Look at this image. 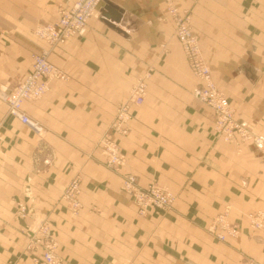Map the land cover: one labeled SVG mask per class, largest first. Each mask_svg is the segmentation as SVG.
<instances>
[{
    "label": "crops",
    "instance_id": "obj_1",
    "mask_svg": "<svg viewBox=\"0 0 264 264\" xmlns=\"http://www.w3.org/2000/svg\"><path fill=\"white\" fill-rule=\"evenodd\" d=\"M75 0H0V91L31 69V55L48 49L67 79L24 101L37 135L11 116L0 99V264H32L26 230L47 225L61 264H241L264 261V236L247 213L264 214V166L249 141H224L213 111L192 95L197 80L176 41L165 0H102L84 27L53 47L33 29L55 21ZM106 1L121 13L105 19ZM190 16L213 82L235 119L264 139V0H172ZM109 21V22H107ZM108 23H113L111 26ZM149 72L147 91L131 105L124 134L111 133L125 155L107 166L99 138L135 78ZM132 174L175 200L143 213L120 189ZM80 179V209L61 192ZM25 217L15 214L17 203ZM229 206L239 233L220 241L206 230Z\"/></svg>",
    "mask_w": 264,
    "mask_h": 264
},
{
    "label": "built area",
    "instance_id": "obj_2",
    "mask_svg": "<svg viewBox=\"0 0 264 264\" xmlns=\"http://www.w3.org/2000/svg\"><path fill=\"white\" fill-rule=\"evenodd\" d=\"M101 1L75 0L69 7L61 9L52 23L35 26L33 34L50 48L64 43L84 27ZM165 8L174 25L175 38L188 68L197 80V85L191 91L193 97L213 111V128L224 141L234 144L249 141L260 154V161L264 166V139L254 135L244 124L235 119L232 107L223 92L213 82L209 66L201 53L197 36L192 31L189 13L179 9L172 0H165ZM48 51V49H43L38 53H33L31 69L27 75L9 91H0V99L5 102L8 113L37 135H41L44 130L38 122L23 111V102L41 98L47 91L50 80L67 79L62 69L49 62ZM148 76L149 72L135 78L128 90L127 99L116 105L107 129L99 138L101 153L105 157L107 166L113 170H118L123 166L125 155L112 139L111 133L124 134L126 132V124L131 118L130 107L143 102L147 91ZM79 183L78 176L72 178L60 195L72 213H77L80 209ZM120 189L131 197L139 213H143L149 206L161 210L170 209L175 200V196L169 190L155 183H150L146 187L139 186L134 175L130 173L122 178ZM28 213L29 210L25 203H17L15 209L17 216L23 218ZM228 214L229 206H226L212 218L206 227L208 233L220 241L226 240L227 237H236L239 233L238 227L229 221ZM246 218L249 227L261 231L264 236V214L260 211L251 212L246 214ZM24 234L27 236L26 249L33 253L32 264L62 263L55 252L56 243L45 223L40 222L36 230L29 229ZM241 264H264V261L246 259Z\"/></svg>",
    "mask_w": 264,
    "mask_h": 264
},
{
    "label": "water",
    "instance_id": "obj_3",
    "mask_svg": "<svg viewBox=\"0 0 264 264\" xmlns=\"http://www.w3.org/2000/svg\"><path fill=\"white\" fill-rule=\"evenodd\" d=\"M121 16L120 10L112 5L111 3H109L108 1H106V5H105V12L103 13V17L107 20V19H111L110 22H118L119 18ZM109 22V21H107ZM111 26H115L113 23H108Z\"/></svg>",
    "mask_w": 264,
    "mask_h": 264
}]
</instances>
